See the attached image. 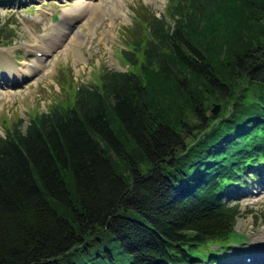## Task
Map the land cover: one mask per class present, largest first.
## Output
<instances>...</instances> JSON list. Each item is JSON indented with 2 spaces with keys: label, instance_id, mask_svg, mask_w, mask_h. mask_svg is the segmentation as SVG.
Here are the masks:
<instances>
[{
  "label": "trees",
  "instance_id": "1",
  "mask_svg": "<svg viewBox=\"0 0 264 264\" xmlns=\"http://www.w3.org/2000/svg\"><path fill=\"white\" fill-rule=\"evenodd\" d=\"M166 10L128 69L4 127L0 264H227L246 239L227 197L264 168V0Z\"/></svg>",
  "mask_w": 264,
  "mask_h": 264
},
{
  "label": "rangeland",
  "instance_id": "2",
  "mask_svg": "<svg viewBox=\"0 0 264 264\" xmlns=\"http://www.w3.org/2000/svg\"><path fill=\"white\" fill-rule=\"evenodd\" d=\"M168 1L93 0L100 8L79 14L75 9L86 0H0V23L10 40L0 45V134L18 117L25 124L36 111L70 102L75 86L97 83L105 66L128 69L119 49L130 48L127 42L142 34L146 18L139 15L170 21ZM73 10L76 16L66 13ZM227 198L240 203L235 229L246 237L229 252L252 250L245 264L258 262L253 258L260 248L254 243L264 237V169Z\"/></svg>",
  "mask_w": 264,
  "mask_h": 264
},
{
  "label": "bare ground",
  "instance_id": "3",
  "mask_svg": "<svg viewBox=\"0 0 264 264\" xmlns=\"http://www.w3.org/2000/svg\"><path fill=\"white\" fill-rule=\"evenodd\" d=\"M97 7H99V5H98V3H92L90 0H86V2L85 3H82V4H80L78 7H76V9H75V11L77 12V13H79V14H81V13H84V12H87L88 10H92V9H97ZM100 8V7H99ZM72 12H74V10L73 11H70V12H66V13H72ZM76 12H74L75 14H74V16H76L77 15V13ZM70 16V15H69ZM58 31V30H57ZM51 37V36H50ZM61 37V36H60ZM55 39V38H54ZM56 42H55V40L53 41V44H55ZM255 245H259L260 244V248H259V250L257 251V254L255 253L254 254V258L253 259H257V261L259 262V263H261V264H264V250H262V249H264L263 247H264V237H261L260 238V241H257V242H255L254 243ZM258 247V246H257ZM251 251L252 250H250V253H251ZM250 255H252V254H248V255H245V256H243V257H241V258H244V257H246V258H250L251 259V257H250ZM236 257H240V255L239 254H236ZM258 257V258H257ZM234 258H235V256H234ZM249 259V260H250ZM249 260L247 261V262H249Z\"/></svg>",
  "mask_w": 264,
  "mask_h": 264
},
{
  "label": "water",
  "instance_id": "4",
  "mask_svg": "<svg viewBox=\"0 0 264 264\" xmlns=\"http://www.w3.org/2000/svg\"><path fill=\"white\" fill-rule=\"evenodd\" d=\"M52 19H55V15H52ZM217 108H218L217 103H214V104L211 106V108H210V111L212 112V113H211V116H214V114H215Z\"/></svg>",
  "mask_w": 264,
  "mask_h": 264
}]
</instances>
